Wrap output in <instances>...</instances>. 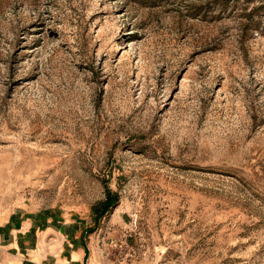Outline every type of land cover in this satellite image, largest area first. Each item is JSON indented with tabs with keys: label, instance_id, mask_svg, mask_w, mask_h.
<instances>
[{
	"label": "rangeland",
	"instance_id": "1",
	"mask_svg": "<svg viewBox=\"0 0 264 264\" xmlns=\"http://www.w3.org/2000/svg\"><path fill=\"white\" fill-rule=\"evenodd\" d=\"M24 209L110 264H264V0H0V223Z\"/></svg>",
	"mask_w": 264,
	"mask_h": 264
},
{
	"label": "crops",
	"instance_id": "2",
	"mask_svg": "<svg viewBox=\"0 0 264 264\" xmlns=\"http://www.w3.org/2000/svg\"><path fill=\"white\" fill-rule=\"evenodd\" d=\"M27 209L0 223V264H110L109 246L97 248L78 221Z\"/></svg>",
	"mask_w": 264,
	"mask_h": 264
},
{
	"label": "trees",
	"instance_id": "3",
	"mask_svg": "<svg viewBox=\"0 0 264 264\" xmlns=\"http://www.w3.org/2000/svg\"><path fill=\"white\" fill-rule=\"evenodd\" d=\"M231 0H228V2ZM119 204V196L116 193L111 192L107 189V198L105 201L95 205L93 207L94 215L98 220L103 219L108 215L112 210H114Z\"/></svg>",
	"mask_w": 264,
	"mask_h": 264
},
{
	"label": "built area",
	"instance_id": "4",
	"mask_svg": "<svg viewBox=\"0 0 264 264\" xmlns=\"http://www.w3.org/2000/svg\"><path fill=\"white\" fill-rule=\"evenodd\" d=\"M125 244L124 243H122V242H120V241H112V242H110V247L112 248V249H115V250H122L125 246H124Z\"/></svg>",
	"mask_w": 264,
	"mask_h": 264
}]
</instances>
